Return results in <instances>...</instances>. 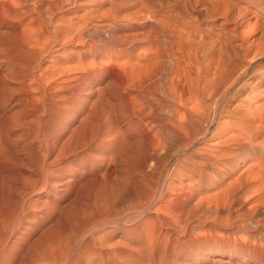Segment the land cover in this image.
Returning a JSON list of instances; mask_svg holds the SVG:
<instances>
[{
	"label": "bare ground",
	"instance_id": "6f19581e",
	"mask_svg": "<svg viewBox=\"0 0 264 264\" xmlns=\"http://www.w3.org/2000/svg\"><path fill=\"white\" fill-rule=\"evenodd\" d=\"M256 1L0 0V264H121L120 191L132 264L174 254L180 222L212 230L210 214L232 227L214 264H264V39L242 26ZM80 154L110 169L81 183L91 204L58 209Z\"/></svg>",
	"mask_w": 264,
	"mask_h": 264
},
{
	"label": "rangeland",
	"instance_id": "374dc122",
	"mask_svg": "<svg viewBox=\"0 0 264 264\" xmlns=\"http://www.w3.org/2000/svg\"><path fill=\"white\" fill-rule=\"evenodd\" d=\"M257 5H258V7H257ZM240 6H243V4H241ZM255 11H254V9L250 6V7H248V10H249V15L244 19L245 20V22L246 23H244L242 26L244 27V25L246 26L245 28H244V31H246V30H251V31H247L249 34H247V35H251V36H253L254 38H256L257 40H258V38L259 37H262V38H260V39H264L263 37H264V8H263V6H264V4L262 5V3H260V2H255ZM197 11H202V9L201 8H199V9H196ZM102 21H106V22H108L109 21V19H103ZM200 22V21H199ZM250 28V29H249ZM257 63L258 64H264V59H262V60H259V61H257ZM65 123H67L68 125H70V126H74V125H76L77 123H78V120L77 119H74V120H71V119H68V120H65ZM75 123V124H74ZM214 128H215V125L213 126V128L211 129V131H213L214 130ZM55 135H56V132L55 131H53L52 132V134H51V136H50V138L51 139H53V138H55ZM95 148V147H94ZM92 148L91 150H92V152H94L96 155H99V154H101L100 152V149H97V148ZM133 148V147H132ZM129 152H133V149L130 151H128V153ZM107 152H105V155L107 156ZM130 154V153H129ZM83 156V157H82ZM76 156H69V157H67L66 159L67 160H73L74 158H75ZM131 158V157H130ZM88 159V157L85 155V154H80V156L78 157V159H77V161L75 162V163H73L72 164V167L75 169L74 171H76L75 173V175H74V178L73 177H71V175H73L72 174V172H70L69 170H68V172H67V174H66V176L64 177V179H69V180H72L71 181V183H72V188L70 187L67 191L65 190V186L64 185H62V186H58V188H56V191L55 192H57V194H51V196H57V198H62V197H64V201L63 202H60V203H58V205H57V207H58V209H61V208H64V206H69V205H73V204H70V202H69V200L70 199H72V202L71 203H73V200L74 199H76L77 200V198L80 200V201H82V203H83V205L85 204V205H87V203L89 204H91V201H89V199H93L92 198V192L91 193H89L90 192V190L91 191H93V189H94V192H93V196H94V193H95V190H96V193H95V195H97L99 192H97V188L98 187H94L93 189L90 187V190L88 191V189L89 188H85V187H89V185L91 186V184H93V183H91L90 184V182H94L93 181V179H97V178H99L100 177V175L102 174H104V172L106 171V169H107V165L109 164V163H107V161H105V159L103 160V161H105V162H100V164L102 163V165H98V166H96L95 167V169H91L90 168V166H87V165H89V163L88 162H90V160H88V161H86ZM94 162V161H93ZM132 162H134V159H132ZM105 163V164H104ZM75 164V165H74ZM102 166V167H101ZM78 168V169H77ZM87 168H89V169H87ZM100 169V170H99ZM105 169V170H104ZM109 169H110V164H109ZM87 170H89V172H87ZM78 171V172H77ZM81 171V172H80ZM85 171V172H84ZM92 171V172H91ZM100 171V172H99ZM96 173V174H95ZM165 173H166V171L164 170V173H163V176L165 175ZM108 174H109V177H110V171L108 172ZM79 175V176H78ZM95 175H97L96 177H95ZM90 177V178H89ZM95 177V178H94ZM106 177H107V179H106ZM108 177V175H106L105 177H103V178H105V181L107 182V185H108V187H107V185H106V187L105 188H103L104 189V191H106L107 192V194L109 195H107V197L109 198H111L112 199V197H114L115 196V194L116 195H118L119 193V195H121V197L122 198H120V196L118 195L117 197H119V198H117L116 199V201L118 202V204L116 205V203L114 204V203H111V205H112V207L111 206H109V208H110V210L112 211L114 208V212L115 213H118V212H121L122 211V214H120L119 216H118V218H116L115 220L117 221H112V222H110V231L112 232V236L110 235V244H113V243H115V241H120L121 242V240H122V242H121V248L119 249L120 251V254L122 255V258H123V261H118V262H120L121 264H123L124 263V261H126L127 259L130 261V263L132 264V260L134 259L135 260V258L137 257V252H139L140 250V246H141V242H140V238H139V234L138 233H136V231H132L131 233L130 232H124V230H128V229H132V228H134V223L133 222H130L129 221V219L127 218V220H126V217L130 214V213H132L135 209H134V206L132 205V203H130L129 201H128V199H127V197H126V192L125 193H123V195L125 196H123L121 193L123 192V191H120L119 193H118V191L117 192H113V191H115V190H113L112 189V191H111V188H110V190H109V186H110V178ZM92 178V179H91ZM109 178V179H108ZM84 181H83V180ZM91 179V180H90ZM88 180H90V181H87ZM86 181V183H89V185L87 184L86 185V183L85 184H83V187L81 188V183H83V182H85ZM97 181H98V179H97ZM95 182H96V180H95ZM94 182V183H95ZM160 184H161V182H160ZM73 185H75L74 187H73ZM86 185V186H85ZM94 185V184H93ZM93 187V186H92ZM64 188V189H63ZM80 188V189H79ZM107 188V189H106ZM62 189V190H61ZM85 189H87V193L88 194H90L89 195V197H88V194L86 195V193H85V196H83L84 194V192H85ZM59 190V191H58ZM79 190V191H78ZM99 191H103V190H101V189H98ZM76 191V192H75ZM103 191V192H104ZM109 191H111V193H113L114 194V196H113V194L110 196V194L111 193H109ZM81 192H83V193H81ZM103 192L101 193L100 192V194L99 195H102L103 194ZM78 193H80V194H78ZM81 194H83L82 196H81V198H79L80 196L79 195H81ZM104 194H106L105 192H104ZM66 195V196H65ZM59 196V197H58ZM75 198H74V197ZM78 196V197H77ZM87 196V199H85L84 197H86ZM52 198V197H51ZM68 198V199H67ZM109 198V199H110ZM66 199V200H65ZM110 199V200H111ZM124 199V200H123ZM79 200L78 201H75L76 202V204H78L79 203ZM89 202H88V201ZM127 202H126V201ZM71 201V200H70ZM129 202V203H128ZM66 204V205H65ZM75 204V203H74ZM79 204H81V202L79 203ZM127 204V205H126ZM64 205V206H63ZM82 205V204H81ZM114 205V206H113ZM129 205H130V207H129ZM63 206V207H62ZM123 206V207H122ZM72 207V206H71ZM120 210V211H119ZM138 210V209H137ZM110 211V213L112 214V216L114 215V212L112 211L111 212ZM118 211V212H117ZM124 215H126V216H124ZM167 215V214H166ZM167 216H169V217H171V215H167ZM209 217H208V220H209V218H212V221L210 220V222L211 223H213V229L212 230H210V231H207V229L205 228V226L204 225H202L201 223H198L197 225L195 224V223H192L193 221H191L190 222V224H191V226L192 225H194V226H196V230H194V231H192V230H190L189 231V227H187V228H185V226H184V222H180V224H179V226H178V230L175 232V234H174V237H176L175 239L177 240L178 239V242H179V244L177 243V247H176V249H175V251H174V254H172L171 255V253L169 254V255H167L165 258H162V260L163 261H161V260H158L159 258L157 257V256H152V259H150V256H149V254H144V255H142V257H143V259L145 258H147L146 259V261L148 260L150 263H152V264H214L215 263V260L217 261V259L218 258H220V257H218V255H216L217 253H216V250L217 249H219V247H218V242H216V241H213V240H216V239H218L219 238V234L221 235H225L226 236V234H230V233H232L231 232V226L230 227H227V228H225V227H218L216 224V222H218V220L217 219H215L214 217H213V214L211 215H208ZM211 216V217H210ZM222 218L224 217V215H222L221 216ZM119 218H120V220L121 221H123V222H121L120 220H119ZM171 218H173V217H171ZM171 218H169L170 219V223H173L172 221H175L174 220V218L173 219H171ZM213 220H215V222L213 221ZM119 222V223H118ZM128 222V223H127ZM130 222V223H129ZM225 222V221H224ZM129 224H131L130 226H129ZM174 224H178L176 221H175V223ZM184 227H183V226ZM199 225V226H198ZM202 226V227H201ZM115 227V228H114ZM131 227V228H130ZM179 227H180V230H179ZM198 227V228H197ZM124 228V229H123ZM183 228V229H182ZM184 228H185V230H184ZM205 229V230H203V229ZM228 228H230V229H228ZM122 229V230H121ZM182 229V230H181ZM224 229V230H223ZM183 231V232H182ZM188 231V232H187ZM201 233H199V232ZM203 231V232H202ZM216 231H217V233H216ZM185 232V233H184ZM198 232V233H197ZM210 232V233H209ZM213 232V233H212ZM184 233V234H183ZM191 233V234H190ZM204 233V234H203ZM206 233V234H205ZM210 234V236H209V234ZM226 233V234H225ZM198 234H200L201 236H199ZM202 234H203V236H202ZM213 234V235H212ZM118 235H119V237H118ZM176 235V236H175ZM180 235H183V236H180ZM216 235H218V236H216ZM188 236V237H187ZM191 236V237H190ZM194 236H195V238H194ZM199 236V237H198ZM118 237V238H117ZM212 237V238H211ZM215 237V238H214ZM117 238V239H116ZM123 238V239H122ZM134 238V239H133ZM180 238V239H179ZM193 238V239H192ZM183 239V240H182ZM200 239V240H199ZM127 241V242H124V241ZM182 240V241H181ZM194 240V241H193ZM192 241V242H191ZM209 241V242H208ZM113 242V243H112ZM184 242V243H183ZM186 242V243H185ZM190 242V243H189ZM195 242V243H194ZM123 243V244H122ZM125 243L126 244H128V245H130V246H132V247H136L134 250L132 249V247H130L133 251L131 252V249H129V246H125L124 247V245H125ZM188 243V244H187ZM193 243V244H192ZM135 244V245H134ZM191 244V245H190ZM123 245V246H122ZM186 245V246H185ZM188 245H190V246H188ZM193 248H192V247ZM139 247V248H138ZM181 247V248H180ZM123 248V249H122ZM128 248V249H127ZM178 248V249H177ZM179 249H181V250H179ZM200 249V250H199ZM195 250V251H194ZM131 254H130V253ZM123 253V254H122ZM134 253V254H133ZM216 253V254H215ZM125 255V257H123ZM147 255L149 256V257H147ZM156 255V254H155ZM174 255L176 256L175 258H174ZM126 256H128V257H126ZM130 256V257H129ZM146 256V257H145ZM132 257V258H131ZM135 257V258H134ZM158 259H157V258ZM126 258V260H124ZM205 258L207 259V260H205ZM213 258H215V259H213ZM119 260H122L121 259V256H120V259ZM127 260V261H128ZM157 260L158 261H160V262H158L157 263ZM165 260V261H164ZM210 260H212L211 262H210ZM219 260H221V261H227L228 260V257L227 256H224V257H221V259H219ZM230 260V259H229ZM128 261V262H129ZM132 261V262H131ZM155 261V262H154ZM176 261H177V263H176ZM173 262V263H172ZM114 263V262H113ZM243 264V262H241L240 261V258H238V259H233V260H230V262H229V264ZM117 264V263H116ZM250 264V263H249Z\"/></svg>",
	"mask_w": 264,
	"mask_h": 264
}]
</instances>
